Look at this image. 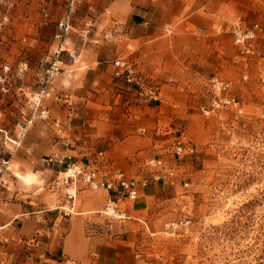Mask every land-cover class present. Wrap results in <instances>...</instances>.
<instances>
[{"label":"crops","instance_id":"obj_1","mask_svg":"<svg viewBox=\"0 0 264 264\" xmlns=\"http://www.w3.org/2000/svg\"><path fill=\"white\" fill-rule=\"evenodd\" d=\"M42 3L43 19L26 25L27 42L56 51L59 70L38 104L45 55L11 57L0 116V165L10 157L0 171V264H142L137 239L175 219L208 164L210 78L237 74L235 29L264 17V0H76L63 39L58 21L70 0ZM120 57L149 78L143 91L117 74ZM22 133L19 146L7 137ZM179 144L196 149L178 153ZM48 156L65 163H46ZM70 160L107 177L123 171L140 181L139 195L80 180L70 202L53 186ZM165 170L173 173L155 178ZM112 201L126 218L102 213Z\"/></svg>","mask_w":264,"mask_h":264},{"label":"rangeland","instance_id":"obj_2","mask_svg":"<svg viewBox=\"0 0 264 264\" xmlns=\"http://www.w3.org/2000/svg\"><path fill=\"white\" fill-rule=\"evenodd\" d=\"M42 6V0H0V73L7 75L11 57L22 54L45 55L46 70L53 63L56 51L27 42L26 25L43 19ZM256 21L264 27V17ZM235 64L239 71L226 79L236 103L204 112L214 128L209 161L174 215L191 221L167 228V220L140 235L135 246L142 264H264V30L254 52L239 51ZM4 83L10 87L8 78ZM4 83L1 117L9 92Z\"/></svg>","mask_w":264,"mask_h":264},{"label":"built area","instance_id":"obj_3","mask_svg":"<svg viewBox=\"0 0 264 264\" xmlns=\"http://www.w3.org/2000/svg\"><path fill=\"white\" fill-rule=\"evenodd\" d=\"M76 0H70V10L66 16L58 21L59 30L56 33L57 38L63 39L68 30L72 25V11L73 6ZM264 30L263 25L256 21L251 24L250 27L245 29L241 27H237L235 29V43L239 48V51L242 55L249 56L254 52L255 42L261 33ZM115 64L118 66L117 74L124 75L129 82L135 83L140 91L145 89V85H147L149 78L145 76L138 75L135 62L120 57L115 60ZM5 71H9L10 65H5ZM59 70V65L57 61H54L47 73L44 77V85L41 88L37 103L41 97L46 93L47 85L50 82L54 73ZM7 80V75L0 73V83H4ZM4 90L9 91L10 87L4 83L2 86ZM232 82L229 79L222 78L218 75H214L210 78L208 90L212 95L211 105L210 107L204 108V112L211 113L212 111L217 110L222 105H228L236 103L235 95L231 94ZM155 98L158 97V92L152 93ZM44 114V112H42ZM32 121V118L28 120V123ZM22 129H26L27 124L21 126ZM3 130V129H2ZM24 133H22L19 137L13 138L11 136H7L10 141H12L16 146L21 144V137ZM196 146L194 144L183 145L179 144L177 146L178 153L183 151L194 152ZM70 158V157H69ZM46 163H54L60 162L65 163V157H55L48 156L44 158ZM153 162L156 165H164V161L161 158L154 159ZM10 163V157L3 156L0 171H5ZM173 172H168L165 170L164 172H159L155 175L156 179H165L169 174ZM80 180H84L87 183V186L93 190H99L101 188H111L116 184H119L122 187L121 193L123 195L129 196L131 198H136L139 195L140 191V181L135 178L128 177L123 171H116L112 177H107L106 175L101 174L100 169L93 164H89L86 162H80L78 160H70L68 161L62 170V172L53 180V186L56 188H64L66 192L67 199L73 203L76 196L77 184ZM186 184H188L186 182ZM102 213L107 214L111 218L123 219L128 215L125 211L120 209V205L117 201H112L106 205V207L102 210ZM190 219L181 218L175 219L167 222V228H177L181 225H187L190 223Z\"/></svg>","mask_w":264,"mask_h":264}]
</instances>
